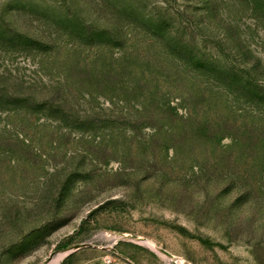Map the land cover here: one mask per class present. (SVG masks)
Returning a JSON list of instances; mask_svg holds the SVG:
<instances>
[{"label":"rangeland","instance_id":"374dc122","mask_svg":"<svg viewBox=\"0 0 264 264\" xmlns=\"http://www.w3.org/2000/svg\"><path fill=\"white\" fill-rule=\"evenodd\" d=\"M0 264H264V0H0Z\"/></svg>","mask_w":264,"mask_h":264},{"label":"bare ground","instance_id":"6f19581e","mask_svg":"<svg viewBox=\"0 0 264 264\" xmlns=\"http://www.w3.org/2000/svg\"><path fill=\"white\" fill-rule=\"evenodd\" d=\"M55 262H57V259H55L54 261H53V263H55ZM178 263V262H177Z\"/></svg>","mask_w":264,"mask_h":264}]
</instances>
